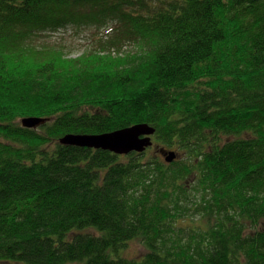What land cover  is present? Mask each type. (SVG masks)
<instances>
[{"label": "trees", "instance_id": "trees-1", "mask_svg": "<svg viewBox=\"0 0 264 264\" xmlns=\"http://www.w3.org/2000/svg\"><path fill=\"white\" fill-rule=\"evenodd\" d=\"M69 24L108 33L37 45ZM0 264H264V0H0Z\"/></svg>", "mask_w": 264, "mask_h": 264}, {"label": "water", "instance_id": "water-1", "mask_svg": "<svg viewBox=\"0 0 264 264\" xmlns=\"http://www.w3.org/2000/svg\"><path fill=\"white\" fill-rule=\"evenodd\" d=\"M24 128L34 129L46 123V120L38 118H28L22 120ZM155 129L147 124H138L125 129L117 130L101 135H74L70 134L60 140L64 146H73L94 150L113 152L115 155L125 156L131 153H144L153 146L152 136ZM160 154L166 158L167 163H172L177 159L175 152L159 150Z\"/></svg>", "mask_w": 264, "mask_h": 264}, {"label": "rangeland", "instance_id": "rangeland-1", "mask_svg": "<svg viewBox=\"0 0 264 264\" xmlns=\"http://www.w3.org/2000/svg\"><path fill=\"white\" fill-rule=\"evenodd\" d=\"M107 33L108 32H106L103 27L94 29V26H89L88 24H69L68 26L38 35L34 39L37 45L46 42L56 43L58 46L64 48L68 56L77 58L92 48L95 45V40L101 38L105 34L107 35ZM40 127L41 126L32 130H37ZM154 152H156V150H154ZM145 253L146 249L143 245L139 242H131L128 248L122 251L121 256L125 258H139V256Z\"/></svg>", "mask_w": 264, "mask_h": 264}]
</instances>
